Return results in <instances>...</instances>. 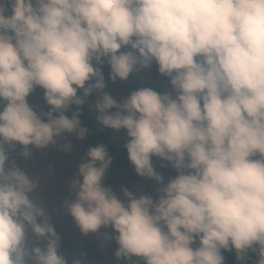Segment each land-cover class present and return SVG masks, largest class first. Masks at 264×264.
I'll list each match as a JSON object with an SVG mask.
<instances>
[{
  "label": "clouds",
  "instance_id": "1",
  "mask_svg": "<svg viewBox=\"0 0 264 264\" xmlns=\"http://www.w3.org/2000/svg\"><path fill=\"white\" fill-rule=\"evenodd\" d=\"M105 66L113 85L153 66L168 85L117 100ZM86 105L155 188L106 186L113 157L90 145L62 203L82 236L115 264H264V0H0V264H86L11 155H70L58 140L86 139Z\"/></svg>",
  "mask_w": 264,
  "mask_h": 264
},
{
  "label": "rangeland",
  "instance_id": "2",
  "mask_svg": "<svg viewBox=\"0 0 264 264\" xmlns=\"http://www.w3.org/2000/svg\"><path fill=\"white\" fill-rule=\"evenodd\" d=\"M147 73L148 72L136 73V76L133 80H128L127 82L118 81L115 85H113L110 81H107L106 77V91L110 92L117 100H120L122 97L128 95V93L126 92V86L132 81L143 80ZM167 85L168 82L166 80L163 84V90L167 87ZM42 95V90L37 89V91L29 97V103L34 105L35 102L42 99ZM95 131H109L115 138L119 140H126L123 131L115 132L112 130L103 129L97 123L95 124ZM66 139H72L73 149L70 155L60 152L56 148L51 147L46 150H36L33 148L32 159L25 161L19 155L21 151V148L19 146L14 152H12L11 155L12 158L16 160V163L18 165L27 166L28 169H30L32 172L39 174L41 178V187L44 188L46 186V191H40L36 195H38L42 200L43 205L50 215L51 221L54 224L57 233L62 238L61 252L85 253L86 244L93 243L97 246L100 253L101 260L99 264H115V259L113 257L115 244L112 243L105 249L101 250L98 247L99 242L97 241L96 237L92 235L88 237L82 236L79 230L75 227L73 220L65 214L62 208L64 199L70 198V182L76 175L79 162L82 160V158H84L83 141H76L74 138H62L58 140V143H64ZM109 154L112 156L111 153ZM157 170H161L158 163ZM133 187L146 194H154L155 185L153 181L141 179L136 176ZM118 191L119 189H117V192Z\"/></svg>",
  "mask_w": 264,
  "mask_h": 264
},
{
  "label": "trees",
  "instance_id": "3",
  "mask_svg": "<svg viewBox=\"0 0 264 264\" xmlns=\"http://www.w3.org/2000/svg\"><path fill=\"white\" fill-rule=\"evenodd\" d=\"M105 77H107V66L104 68ZM136 76V73L132 74L129 80H133ZM166 81L163 77H160L157 74L155 66L147 73L143 80L132 81L126 86V92L129 93L132 90H135L138 87H154L157 91L163 90V84ZM95 96H92L88 100V104L93 103ZM34 106L39 110L40 108L46 107L43 100L37 101L34 103ZM83 116L81 117L82 123L88 127L89 134L86 139L83 141V157L85 156L88 147L95 146L97 144H105L109 150V153L112 154L113 164L107 172L103 183L106 186L113 187L117 191L118 185L127 186L130 189L135 183V173L132 166L130 165L127 153L123 147L126 140H119L115 138L109 131L96 132L95 131V115L90 114L87 108V105L83 109ZM155 162V161H154ZM158 163V162H157ZM159 164V163H158ZM165 179L170 176H175V172L171 169L164 170ZM86 255V264H99L101 257L97 246L93 243H87L85 246ZM226 258L228 264H235L234 254L226 253Z\"/></svg>",
  "mask_w": 264,
  "mask_h": 264
}]
</instances>
